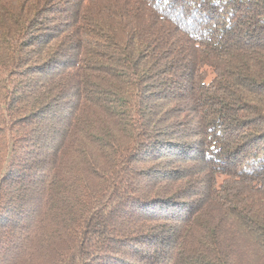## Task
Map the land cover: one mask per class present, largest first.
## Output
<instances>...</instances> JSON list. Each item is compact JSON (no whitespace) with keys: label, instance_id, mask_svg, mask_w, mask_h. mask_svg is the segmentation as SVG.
<instances>
[{"label":"trees","instance_id":"16d2710c","mask_svg":"<svg viewBox=\"0 0 264 264\" xmlns=\"http://www.w3.org/2000/svg\"><path fill=\"white\" fill-rule=\"evenodd\" d=\"M0 264H264V0H0Z\"/></svg>","mask_w":264,"mask_h":264}]
</instances>
